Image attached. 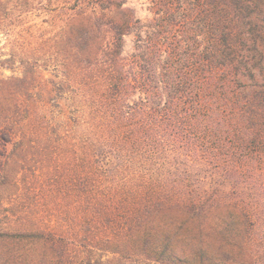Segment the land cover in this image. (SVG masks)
<instances>
[{
	"label": "trees",
	"instance_id": "1",
	"mask_svg": "<svg viewBox=\"0 0 264 264\" xmlns=\"http://www.w3.org/2000/svg\"><path fill=\"white\" fill-rule=\"evenodd\" d=\"M148 4L0 0V264H264V0Z\"/></svg>",
	"mask_w": 264,
	"mask_h": 264
},
{
	"label": "rangeland",
	"instance_id": "2",
	"mask_svg": "<svg viewBox=\"0 0 264 264\" xmlns=\"http://www.w3.org/2000/svg\"><path fill=\"white\" fill-rule=\"evenodd\" d=\"M128 1L131 4V6L137 8L139 16L141 18L144 19V18L147 17L148 12H147L146 9L149 6L148 0H128ZM29 21L32 24L35 23V20H29ZM36 21H37V23H42V19H38ZM29 25H27V26H29ZM4 43H5L4 37H2L0 35V77L1 78L5 77V76H11L12 75V71H14V69H12V71H10V69H9V67H11L10 64L3 63V61H5L6 59L9 58V56H8L9 50L3 49V48H5L4 47V45H5ZM15 73H17V75L19 74V72H15Z\"/></svg>",
	"mask_w": 264,
	"mask_h": 264
}]
</instances>
